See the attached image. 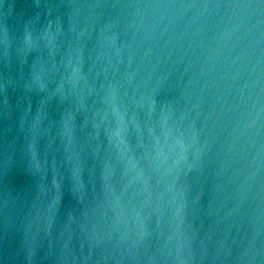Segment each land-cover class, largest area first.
<instances>
[{"label":"water","instance_id":"95a60500","mask_svg":"<svg viewBox=\"0 0 264 264\" xmlns=\"http://www.w3.org/2000/svg\"><path fill=\"white\" fill-rule=\"evenodd\" d=\"M94 2L0 0V33L6 29L8 41L0 44V264H264L261 14L201 6L209 0L76 7ZM157 81L166 85L158 98L173 104L167 120L159 105L147 118ZM114 104L125 116L137 168L126 167L128 155L119 159ZM66 114L70 147L79 155L78 186L77 161L66 151ZM180 133L195 165L190 172L176 163L181 145L173 137ZM105 162L115 169L107 178ZM141 165L151 193L137 175ZM137 211L152 232L147 243H134Z\"/></svg>","mask_w":264,"mask_h":264},{"label":"snow or ice","instance_id":"6c2138e0","mask_svg":"<svg viewBox=\"0 0 264 264\" xmlns=\"http://www.w3.org/2000/svg\"><path fill=\"white\" fill-rule=\"evenodd\" d=\"M85 6L86 7L105 8V7H116L117 5L109 4V3H107V0H95L94 3L88 4V5H76V7H85ZM145 6L146 7H165V8H167V7H177V6H179V7H186V6L191 7L192 5H190V4L185 5L182 3L177 4L175 2V0H168V2L161 3L158 0L157 3L148 4ZM201 6L202 7L213 6L216 8L227 7V8L244 9V10L250 9L253 12H259L261 14L262 19H264V0H227V2H225V0H214V2H212V0H209V2H206V3L202 4ZM80 35L83 36L84 32L82 31L80 33ZM109 39H111L114 42L115 36H112ZM23 40H24V43L28 47L32 46L33 41H32L31 31L25 32ZM7 42H8L7 41V30L4 29L2 31V33H0V44H4L5 48H6ZM82 51H83L82 48L77 51V63H75L73 65V72L77 76H79V74L81 72V67L83 64ZM5 54H6V51H5ZM132 75H134V73L128 74L129 79H131ZM35 79L39 80V77L37 76V77H35ZM39 86L41 88L44 87L42 82H40ZM2 87L3 86L0 85V88H2ZM165 88H166V85L163 83V81H157V84L153 89L152 95H150L147 98V118H148V120H151L153 113L156 110L157 105H159L161 108V112L163 113L164 120H167L168 115L170 114V112L173 108V104L167 98H165V99H159L158 98V97H160L161 93L165 90ZM112 95H113V97H115L114 91H113ZM138 103L142 104L143 98ZM81 107H83V104H81ZM113 109L117 113L118 120H117L115 128L112 130L111 135L116 138V144L118 146V150L120 153L119 159L123 160L125 155H128L129 158H128V164L126 165V167L130 165L132 168H137V165L140 164V160L133 157L132 155H130L132 149H131L129 140L127 139V137L125 135V133L127 131V123L125 120V116H124L123 112L115 104L113 105ZM71 119H72L71 114H66V116L64 117V136L67 139L66 151H68V153H69L68 159L69 160L75 159L77 161L76 165L72 169V179L76 182V185L78 186L80 183L81 167H80V163H79V155L70 147L74 143V130H73L72 126L70 125ZM133 124L137 128V130L139 131L140 130V124L138 121L135 120V116L133 117ZM190 132H191L190 137H189L190 143H196L197 137H198L197 130L194 127H191ZM149 133L152 134L154 141L157 144H159L160 137L154 133V129L152 127H149ZM168 135H171V130H169L168 132L165 133V138H167ZM184 135H185L184 133H180L178 136L173 137L174 142L181 145V153L178 156L176 163H179L180 161H184L187 171L190 172L195 165L192 161L188 160L189 144L184 143ZM29 149L33 155V160H35V154H36L35 141H33V143L31 145H29ZM145 155H147V154H145ZM199 155H200V153H199V151H197L196 159L199 158ZM157 158H162V159L166 160L167 156L158 151ZM150 165H151V161L149 162V166ZM105 169H106V178L110 177L115 170L113 165L109 162H105ZM137 175L144 178L143 179L144 189L146 191H148L149 193H151L150 192L151 186L148 182L151 179V177L145 176V168L143 165H141L139 167V169L137 171ZM254 178H255V173H252V175L247 177L246 180L248 182H251ZM175 180H176V177H173L172 184L175 183ZM54 183H56V182L54 181ZM56 186L58 189L60 188L59 183H56ZM242 199L243 198L241 197L240 202H242ZM117 200H119V198H117ZM240 202L237 203L236 208H234L233 211H237L239 209ZM56 203H57V201L54 200L52 202V205H50V207L54 208ZM181 211H182V206L177 208L175 215L179 216ZM136 215L138 217H140V221H139L140 231L137 234L138 239L136 241H134V243H137V244L140 242L147 243L149 237L152 235V232L147 227V225L145 224L146 218L141 217L140 212H138V211L136 212ZM49 223H51V218L49 219ZM254 244H255V237H253L252 240L250 241V245H254Z\"/></svg>","mask_w":264,"mask_h":264}]
</instances>
